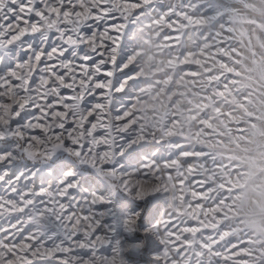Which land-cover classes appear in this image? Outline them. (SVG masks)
<instances>
[{
	"label": "snow or ice",
	"instance_id": "6c2138e0",
	"mask_svg": "<svg viewBox=\"0 0 264 264\" xmlns=\"http://www.w3.org/2000/svg\"><path fill=\"white\" fill-rule=\"evenodd\" d=\"M194 6L0 0V264H264V242L238 226L242 186L225 175L235 169L209 143L220 135L210 121L246 123L225 110L239 94L241 41L224 27L210 46L184 48L178 22ZM141 19L167 24L178 49L168 63L192 89L177 100L204 102L191 137L171 97L162 116L144 106Z\"/></svg>",
	"mask_w": 264,
	"mask_h": 264
},
{
	"label": "rangeland",
	"instance_id": "374dc122",
	"mask_svg": "<svg viewBox=\"0 0 264 264\" xmlns=\"http://www.w3.org/2000/svg\"><path fill=\"white\" fill-rule=\"evenodd\" d=\"M124 2L133 3L135 0ZM189 14V23L178 22V26L183 29L181 37L184 48L191 51L204 43L210 46L218 39L213 34L222 33L224 27H232L236 32L235 38L241 41L240 45L235 46L238 56L233 57L239 65L233 66L238 73L239 94L234 90L232 100L235 107L225 110H231L236 121L244 120L246 123L228 124L224 118L210 121L215 132L220 135L209 134L213 136L209 143L215 145L226 158L225 163L235 169L225 175L242 186L234 200L239 228L250 233V238L255 242H264V0H196V6ZM229 20L240 23L229 25ZM116 22L122 23L118 17ZM161 25L141 19L135 29L134 47L138 49L136 59L143 74L148 77L145 83L149 88L150 99L144 106L156 107V114L162 116L164 109H160L159 104L163 102L167 109L168 98L171 97L176 101L175 108L181 117L180 126L185 129L184 134L191 137L198 131L199 122L203 119L201 113L204 102L200 94L195 92L177 100L178 93L192 92V89L180 70L168 63L170 59L175 62L178 49H169V42L164 39L168 35L165 30L167 24L161 21ZM205 37L212 39L205 40ZM212 51L209 48V52ZM164 80H168L169 84L162 90L158 81ZM249 116L255 118L249 119ZM161 122H164L163 119ZM225 125H228L227 130ZM237 128L243 131H235ZM192 182L195 185L197 180L193 179ZM153 186L152 181H148L144 185L145 194Z\"/></svg>",
	"mask_w": 264,
	"mask_h": 264
}]
</instances>
